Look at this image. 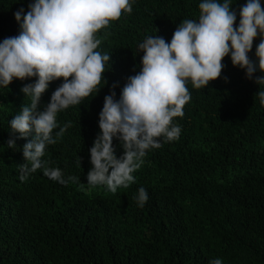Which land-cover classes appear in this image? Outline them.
<instances>
[{
  "label": "trees",
  "instance_id": "1",
  "mask_svg": "<svg viewBox=\"0 0 264 264\" xmlns=\"http://www.w3.org/2000/svg\"><path fill=\"white\" fill-rule=\"evenodd\" d=\"M30 2L0 0V40L18 34L13 12L27 11ZM198 3L132 0L130 12L97 31L96 50L110 54L107 83L57 114L53 132L70 126L42 157L74 182L60 184L41 169L18 178L26 140H15L17 150L7 148L8 121L28 103L20 88L31 81L13 79L0 88V264H209L214 258L264 264V106L257 86L227 56L217 79L204 88L186 85L190 99L173 120L178 138L147 151L134 183L116 192L83 184L109 87L117 82L118 96L139 70L138 42L155 34L167 42L180 21L198 17ZM232 3L238 10L244 0ZM59 83H49L41 105ZM140 186L148 194L142 207L134 199Z\"/></svg>",
  "mask_w": 264,
  "mask_h": 264
},
{
  "label": "clouds",
  "instance_id": "2",
  "mask_svg": "<svg viewBox=\"0 0 264 264\" xmlns=\"http://www.w3.org/2000/svg\"><path fill=\"white\" fill-rule=\"evenodd\" d=\"M131 2L31 0L27 11L21 7L13 12L19 32L0 40V88H7L13 79L31 81L20 88L28 103L8 121L7 148L17 150L15 140H26L19 149L24 160L17 166L21 181L37 169L60 184L76 181L74 176L64 177L61 169L49 167L42 157L46 146L56 143L70 126L66 122L53 132L57 114L93 92L96 95L101 89L98 85L107 83L104 73L106 65L110 68V54L96 50L100 44L96 33L122 12H130ZM262 3L244 0L237 10L232 0H199L198 17L180 21L170 40L155 34L137 43L136 53L142 52L139 70L126 78L118 96L115 89L119 85L113 82L103 97L99 131L88 148L90 167L83 184L116 192L134 183L133 173L147 151L160 147L161 141L178 138L181 129L173 120L183 115L190 99L186 85L190 82L193 88H204L217 79L225 56L257 86L255 96L264 106ZM257 36L251 60L249 53ZM55 80L60 83L41 105L42 94ZM134 199L138 207L147 201L143 186L136 189ZM209 264L222 261L214 258Z\"/></svg>",
  "mask_w": 264,
  "mask_h": 264
},
{
  "label": "rangeland",
  "instance_id": "3",
  "mask_svg": "<svg viewBox=\"0 0 264 264\" xmlns=\"http://www.w3.org/2000/svg\"><path fill=\"white\" fill-rule=\"evenodd\" d=\"M262 6H264V3H262ZM259 42V36H257L254 40H253V42Z\"/></svg>",
  "mask_w": 264,
  "mask_h": 264
}]
</instances>
